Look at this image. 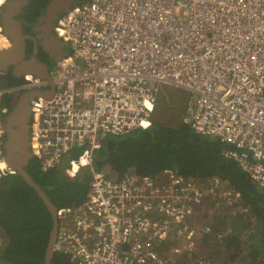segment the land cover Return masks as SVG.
Instances as JSON below:
<instances>
[{
  "label": "built area",
  "instance_id": "2783aa9c",
  "mask_svg": "<svg viewBox=\"0 0 264 264\" xmlns=\"http://www.w3.org/2000/svg\"><path fill=\"white\" fill-rule=\"evenodd\" d=\"M9 1L0 0V50L11 46L1 20ZM54 33L70 49L50 78L0 83V189L18 178L6 162L8 114L22 93L53 86L31 102L33 159L43 172L91 174L83 201L57 207L55 254L67 264L211 262L200 217L251 216L227 180L173 168L106 174L96 152L110 136L151 129L168 85L189 93L194 133L225 145L264 191V0H88L61 15Z\"/></svg>",
  "mask_w": 264,
  "mask_h": 264
},
{
  "label": "trees",
  "instance_id": "16d2710c",
  "mask_svg": "<svg viewBox=\"0 0 264 264\" xmlns=\"http://www.w3.org/2000/svg\"><path fill=\"white\" fill-rule=\"evenodd\" d=\"M45 5L44 1L42 8ZM42 8L37 6L38 13ZM20 82L21 79L13 76L6 83L0 79L2 85ZM152 128H156L158 134L152 129H137L124 135L110 136L96 152V168L102 169L108 163L118 175L131 168L140 174H155L173 168L185 178L209 180L217 177L227 180L250 207L255 228L250 227L248 216L225 214L209 220L210 230L203 234L201 240L207 241V248L215 249L212 258H216L223 252V246L229 244L232 254L240 258L239 264H264V244H260L264 242V192L237 161L223 154L226 146L217 139L196 135L186 123L173 127L153 120ZM63 166L43 172L37 160L32 159L27 167L57 207L83 201L91 177L86 171L82 179L72 180L64 173ZM229 227L232 228L230 233L227 230ZM0 228L4 242L0 249V264H45L53 228L52 214L37 191L20 176L17 179L7 177L2 183ZM245 234L247 239L241 237ZM245 245L252 248L255 254L243 255ZM51 264H67V259L55 254Z\"/></svg>",
  "mask_w": 264,
  "mask_h": 264
},
{
  "label": "water",
  "instance_id": "95a60500",
  "mask_svg": "<svg viewBox=\"0 0 264 264\" xmlns=\"http://www.w3.org/2000/svg\"><path fill=\"white\" fill-rule=\"evenodd\" d=\"M29 0H10L2 11V25L4 32L11 39L9 48L0 50V71H7L9 67L13 68V74L20 78L27 74H32L40 78H50V72L46 64L39 62L35 57L26 58V38H31L25 35L22 30V23L17 17ZM71 3H66V0H50L47 4L44 14L39 18L40 25L35 28L38 33L34 38L43 39L44 51L49 54L52 59H61L68 54L65 47L67 44L61 41L53 32V22L58 18V15L63 11H68L70 6H75L76 0ZM37 46L35 51H37ZM52 86L49 92L28 91L22 93L16 100V103L8 114L5 123V153L6 162L16 171L29 186H32L39 196L43 199L47 209L51 212L53 218V228L50 232L48 247L46 251L45 264H51L55 256L54 245L58 230L57 221V205L44 192L42 187L33 179L27 171L31 160L33 159L30 150V119H31V102L35 96H51L54 93ZM155 134H158L156 128H152ZM196 135H199L195 133ZM87 167H83L79 172V177L72 180H80L83 178ZM113 168L110 164H105L102 171L110 174Z\"/></svg>",
  "mask_w": 264,
  "mask_h": 264
},
{
  "label": "rangeland",
  "instance_id": "374dc122",
  "mask_svg": "<svg viewBox=\"0 0 264 264\" xmlns=\"http://www.w3.org/2000/svg\"><path fill=\"white\" fill-rule=\"evenodd\" d=\"M83 1V0H80ZM88 1V0H85ZM81 3V2H80ZM70 48L67 46V50H69ZM49 68L51 69V72L53 71V69L55 68V62L53 61ZM189 97V93L179 90V89H175L172 86H168V85H163L159 94V98H158V104L156 106V109L153 113V120H156L159 123H162L164 125H168V126H173V127H177L180 126L181 124L185 123V107H186V102L187 99ZM211 138V137H210ZM214 138V137H212ZM216 139V138H215ZM224 216V215H222ZM249 221H250V227L253 226L255 228V220L251 219L249 216ZM221 220V219H220ZM200 222H202V224H206L208 227V223H209V219H207V217L205 215H202L200 217ZM246 226H249L248 224H246ZM251 227V228H253ZM232 229L231 227L227 228L228 232L230 233ZM228 233V234H229ZM242 233V232H240ZM247 234L242 235L241 237H243L244 239H247ZM212 242V241H211ZM215 242V241H214ZM207 243L206 240H201V247L203 248V251L209 255V258H212L214 256V252L213 250H211L210 248H205V244ZM260 244H264V242H260ZM229 245V244H227ZM259 246H263V245H259ZM232 246L229 247V249L231 250ZM247 248V249H246ZM251 248V247H250ZM223 250L226 251L228 250L226 247L224 248L223 246ZM253 249H249L248 245H245L244 250H243V255H248L250 253V256L255 254L252 252ZM217 259V258H216ZM247 259L249 260V257H247ZM263 260V259H262ZM208 261V260H207ZM201 262L200 264H212L211 262ZM217 261V260H215ZM185 262V263H184ZM196 264L199 262H186L183 261L181 264Z\"/></svg>",
  "mask_w": 264,
  "mask_h": 264
},
{
  "label": "flooded vegetation",
  "instance_id": "af4514ba",
  "mask_svg": "<svg viewBox=\"0 0 264 264\" xmlns=\"http://www.w3.org/2000/svg\"><path fill=\"white\" fill-rule=\"evenodd\" d=\"M46 2V5L44 8H42L43 6V2ZM50 0H29L27 5L23 8V10L20 12L19 16L17 17V19H19L22 23V30L23 33L25 35H29L31 38H26V44H27V49H26V58H31V57H35L39 62L44 63L47 65L48 70L51 74V69L49 68L50 64L54 61L55 65L57 64L58 59H52L49 57V54H47L44 51V46H43V39H37V41L35 42L34 38L37 37L38 33L35 28L37 26L40 25L39 23V18L44 14L45 9L47 7V4ZM80 1V0H76V3H80V2H84ZM34 2L37 5H33ZM66 3H73L72 0H66ZM37 6L39 8H42L40 13H38L37 11ZM72 7V5L70 6V8ZM66 11H63L61 14L58 15V18L63 15ZM57 19L54 20L53 22V28H52V32L54 33V28H55V24L57 22ZM33 20V21H31ZM55 34V33H54ZM37 46L38 50L35 51V47ZM67 50V47H65ZM11 76H13L14 78L20 79L18 77H16L13 74V68L9 67L7 71H0V79H3L4 82L6 83V81L11 78ZM19 177V176H18Z\"/></svg>",
  "mask_w": 264,
  "mask_h": 264
},
{
  "label": "crops",
  "instance_id": "0c3cea01",
  "mask_svg": "<svg viewBox=\"0 0 264 264\" xmlns=\"http://www.w3.org/2000/svg\"><path fill=\"white\" fill-rule=\"evenodd\" d=\"M231 245H224V248L226 247L228 250L224 251L223 252L221 251V253H219L217 255V259L216 258H213L214 259V262H213V259L211 260V263L212 264H239L240 262V258L234 256L232 254V250L229 249ZM205 248H207L205 246ZM208 249V248H207ZM217 260V261H215Z\"/></svg>",
  "mask_w": 264,
  "mask_h": 264
},
{
  "label": "clouds",
  "instance_id": "9594fccd",
  "mask_svg": "<svg viewBox=\"0 0 264 264\" xmlns=\"http://www.w3.org/2000/svg\"><path fill=\"white\" fill-rule=\"evenodd\" d=\"M151 129H152V128H151ZM71 179H72V178H71ZM259 188H260V187H259ZM260 189H261V188H260ZM261 190H262V189H261ZM262 191H263V190H262ZM263 192H264V191H263ZM250 218H251V219H254V218L252 217V215L250 216ZM254 220H255V219H254Z\"/></svg>",
  "mask_w": 264,
  "mask_h": 264
}]
</instances>
